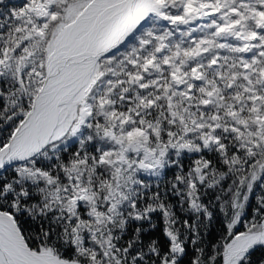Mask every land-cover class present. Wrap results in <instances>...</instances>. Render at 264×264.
I'll list each match as a JSON object with an SVG mask.
<instances>
[{"label":"snow or ice","instance_id":"snow-or-ice-1","mask_svg":"<svg viewBox=\"0 0 264 264\" xmlns=\"http://www.w3.org/2000/svg\"><path fill=\"white\" fill-rule=\"evenodd\" d=\"M0 264H264V0H0Z\"/></svg>","mask_w":264,"mask_h":264}]
</instances>
